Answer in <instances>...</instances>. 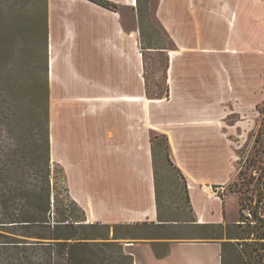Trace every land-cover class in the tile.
Wrapping results in <instances>:
<instances>
[{
	"label": "crops",
	"instance_id": "crops-1",
	"mask_svg": "<svg viewBox=\"0 0 264 264\" xmlns=\"http://www.w3.org/2000/svg\"><path fill=\"white\" fill-rule=\"evenodd\" d=\"M131 2L137 4V0ZM249 4L251 35L263 39L264 0H252ZM196 11L195 4L193 12ZM106 12L109 13L107 20ZM116 12L114 7L108 8L91 0H48L52 154L57 157L63 154L58 144V135L63 133L68 152H74L76 157L71 166L65 162V157L61 159L66 175L69 173L70 176L68 185L73 199L85 210L91 223L149 224L183 232L192 228L193 222L161 221L151 137V130L156 129L168 138L171 159L186 180L190 207L197 224L239 223V213L229 216V199L234 193L228 191L219 197L210 189V186H225L237 176L232 154L225 160L216 147L218 134L228 143L223 128L216 121L217 98L226 92L221 76L219 84L205 85L214 98L204 99L198 92L200 85L189 86L191 81L187 76L178 73V61L175 64L174 58L171 66L177 70V76L173 80L168 74L171 90L166 99L173 101L177 94L183 93L198 97L200 105L193 106L187 101L188 106L182 110L173 102L168 107V121L138 122V103L147 117L152 118L153 105L156 114L163 117L166 99L146 98L142 89V61L137 56L136 45L127 46L118 36L117 40L112 39L114 32L120 33ZM229 14L226 18L230 26L241 23L238 12H232V17ZM88 35L96 49L101 48L106 56L76 57L78 39ZM228 37L229 45L223 51L232 56L242 55L245 44L242 29L234 27ZM71 137H76L73 147ZM72 167L77 169L75 175ZM159 224L165 225L157 226ZM183 232L136 237L135 242L129 244L135 264H141L147 258L154 264H165L168 259V263L174 264L175 260L170 257L176 249L183 253L185 264H213L216 259V264H221L222 240L183 236Z\"/></svg>",
	"mask_w": 264,
	"mask_h": 264
},
{
	"label": "rangeland",
	"instance_id": "rangeland-1",
	"mask_svg": "<svg viewBox=\"0 0 264 264\" xmlns=\"http://www.w3.org/2000/svg\"><path fill=\"white\" fill-rule=\"evenodd\" d=\"M131 1L111 2L120 21V33L114 32L112 39L117 40L118 36L127 46L136 45L137 56L142 61V89L147 99H166L170 95L168 74L173 76V80L177 76V70L171 66L174 58L175 64L178 61V73L187 76L191 81L189 86L196 88V85H200L201 90L198 92L204 95V99L213 97L205 85L219 84L221 76L226 92L217 98L216 121L223 128L228 143L218 134L216 147L225 160L231 153L237 167L236 178L225 185V193H234L229 199V216L234 217L239 213L240 217L243 198L244 215L252 219L250 209L256 206L259 192L264 191V38L258 39L259 37L251 35L252 31L248 27V4L252 0H141L137 4H132ZM195 4L197 11L193 12ZM228 12L231 17L232 12H238L241 23L230 26L226 18ZM105 16L107 20L109 13L106 12ZM234 27L242 29L245 35L244 51L241 50L242 55L239 56L223 51L229 45L228 36ZM48 34V0H0V71L4 70L0 76L3 77L4 86L8 88L12 100L20 104L17 120L23 124L30 123L38 111V85L44 75L46 58L50 56ZM90 38L88 35L85 39H78L76 57L106 56L101 48L96 49ZM51 100L49 91V108ZM187 101H191L193 106L200 105L198 97L179 93L173 101L170 98L164 101L163 117L156 114L153 105L152 118L149 115L147 117L138 103L137 120H146L148 123L151 120L153 123L168 121L169 105L176 102L178 108L184 110L188 106ZM154 103L159 106V103ZM58 136V144L64 155L57 157L52 154L53 160L64 167L61 159L65 157L68 165H74L76 157L74 152H68L66 136L63 133ZM151 137L163 218L191 219L193 214L187 197L186 180L167 158L169 149L163 133L152 129ZM75 138L71 137V147L76 145ZM71 171L73 175L77 173L75 168ZM67 175L68 185L70 176L69 173ZM247 196L253 199H247ZM259 203L264 211V198ZM109 225L110 237H113L115 224ZM121 225L118 228V241L128 253L129 244L135 242L136 237L177 235L178 232H183L179 229L172 232L151 225ZM192 226L184 229L182 235L198 237L204 233L197 225ZM170 260H175L174 264H185L184 255L178 249L174 250ZM168 261L169 259L165 264H172ZM141 264L154 263L147 258ZM229 264H237V261L233 257L229 258Z\"/></svg>",
	"mask_w": 264,
	"mask_h": 264
},
{
	"label": "trees",
	"instance_id": "trees-1",
	"mask_svg": "<svg viewBox=\"0 0 264 264\" xmlns=\"http://www.w3.org/2000/svg\"><path fill=\"white\" fill-rule=\"evenodd\" d=\"M91 1L112 8L109 0ZM5 87L0 76V264H135L133 255L118 241L122 225L115 224L110 237L111 225L88 222L85 210L70 193L64 167L53 160L48 59L38 85V111L30 123L17 120L20 104ZM167 158L174 165L170 150ZM186 191L189 199L187 183ZM259 193L256 206L250 209L252 219L244 215L245 199H241L237 224H197L194 216L162 219L158 191L157 199L163 223L193 222L204 231L199 238L222 240L221 264H229L232 257L237 264H264V211L259 203L264 191Z\"/></svg>",
	"mask_w": 264,
	"mask_h": 264
},
{
	"label": "built area",
	"instance_id": "built-area-1",
	"mask_svg": "<svg viewBox=\"0 0 264 264\" xmlns=\"http://www.w3.org/2000/svg\"><path fill=\"white\" fill-rule=\"evenodd\" d=\"M210 189L216 196L222 197L226 191L225 186L220 185V186H210Z\"/></svg>",
	"mask_w": 264,
	"mask_h": 264
}]
</instances>
